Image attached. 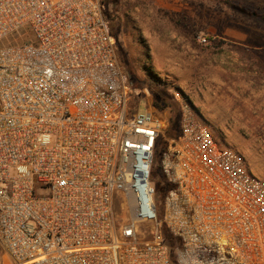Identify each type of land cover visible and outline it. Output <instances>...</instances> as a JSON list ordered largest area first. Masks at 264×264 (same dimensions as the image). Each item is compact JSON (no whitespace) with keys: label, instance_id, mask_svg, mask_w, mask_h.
<instances>
[{"label":"built area","instance_id":"built-area-1","mask_svg":"<svg viewBox=\"0 0 264 264\" xmlns=\"http://www.w3.org/2000/svg\"><path fill=\"white\" fill-rule=\"evenodd\" d=\"M6 38L0 264H264V181L178 92L175 136L137 109L101 0H0Z\"/></svg>","mask_w":264,"mask_h":264},{"label":"rangeland","instance_id":"rangeland-1","mask_svg":"<svg viewBox=\"0 0 264 264\" xmlns=\"http://www.w3.org/2000/svg\"><path fill=\"white\" fill-rule=\"evenodd\" d=\"M101 1L120 64L134 80L137 109L170 118L178 92L216 140L264 181V0ZM214 39L227 45L215 48ZM160 94L177 108H154Z\"/></svg>","mask_w":264,"mask_h":264},{"label":"trees","instance_id":"trees-1","mask_svg":"<svg viewBox=\"0 0 264 264\" xmlns=\"http://www.w3.org/2000/svg\"><path fill=\"white\" fill-rule=\"evenodd\" d=\"M105 2V0H104ZM102 7L104 8V3L103 1H101ZM104 13V12H103ZM104 16L108 19L109 23H110V29H111V21L109 19V15L104 13ZM262 20H264V15H261ZM112 33V31H111ZM214 46L215 48L218 49H222L224 47V45H227V43L221 39H214ZM121 55V59H123V53L119 52ZM120 61V60H119ZM124 61V59H123ZM130 80L132 82V84H134V80L133 78L130 76ZM135 88V87H134ZM136 89V88H135ZM164 94V93H163ZM136 103V101H135ZM153 107L156 108L157 110L161 111L164 110L166 108H172V109H176V106H173V104L167 99V95H161L160 97H156L153 101ZM178 130H179V116H178V111L177 110H172L171 112V116L169 118V124H168V128L166 130V134L167 136H175L178 134ZM164 144L161 142L158 144V147L156 149V156H157V160L159 159V155L161 150L163 149ZM158 168L155 167V170H157ZM153 171V177H154V172Z\"/></svg>","mask_w":264,"mask_h":264},{"label":"crops","instance_id":"crops-1","mask_svg":"<svg viewBox=\"0 0 264 264\" xmlns=\"http://www.w3.org/2000/svg\"><path fill=\"white\" fill-rule=\"evenodd\" d=\"M151 111H155V110H151Z\"/></svg>","mask_w":264,"mask_h":264}]
</instances>
